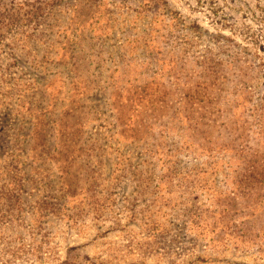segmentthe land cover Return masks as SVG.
Here are the masks:
<instances>
[{"label":"rangeland","instance_id":"obj_1","mask_svg":"<svg viewBox=\"0 0 264 264\" xmlns=\"http://www.w3.org/2000/svg\"><path fill=\"white\" fill-rule=\"evenodd\" d=\"M0 264H264V0H0Z\"/></svg>","mask_w":264,"mask_h":264}]
</instances>
